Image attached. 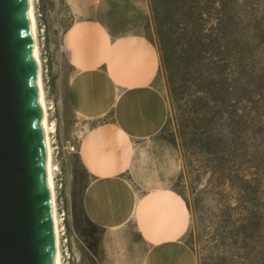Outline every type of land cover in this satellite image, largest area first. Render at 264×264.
I'll return each instance as SVG.
<instances>
[{"label": "trees", "instance_id": "trees-1", "mask_svg": "<svg viewBox=\"0 0 264 264\" xmlns=\"http://www.w3.org/2000/svg\"><path fill=\"white\" fill-rule=\"evenodd\" d=\"M250 3L147 0L144 38L157 52L174 116L160 137L183 162L174 186L194 220L185 244L196 264H264V11ZM74 158L70 214L95 264L102 231L84 211L90 179ZM194 166L198 177L210 176L211 204L177 189L184 167Z\"/></svg>", "mask_w": 264, "mask_h": 264}, {"label": "crops", "instance_id": "crops-1", "mask_svg": "<svg viewBox=\"0 0 264 264\" xmlns=\"http://www.w3.org/2000/svg\"><path fill=\"white\" fill-rule=\"evenodd\" d=\"M63 1L73 12L99 2ZM61 46L66 102L83 129L77 153L90 179L83 207L102 231L100 264H133L139 246L142 264H196L176 231L177 214L187 208L170 188L177 151L159 136L168 105L156 82L154 46L140 34L109 33L93 19L74 21Z\"/></svg>", "mask_w": 264, "mask_h": 264}, {"label": "water", "instance_id": "water-1", "mask_svg": "<svg viewBox=\"0 0 264 264\" xmlns=\"http://www.w3.org/2000/svg\"><path fill=\"white\" fill-rule=\"evenodd\" d=\"M0 264H54L25 0H0Z\"/></svg>", "mask_w": 264, "mask_h": 264}, {"label": "rangeland", "instance_id": "rangeland-1", "mask_svg": "<svg viewBox=\"0 0 264 264\" xmlns=\"http://www.w3.org/2000/svg\"><path fill=\"white\" fill-rule=\"evenodd\" d=\"M250 4L261 12L264 11V0H250ZM36 16L39 31V41L41 46V57L43 61L44 85L50 107V118L54 123V132L51 134L54 150V158L57 164L56 188L59 218L62 225V251L64 264H93L91 254L86 250L84 239L75 233L71 218V193L74 188L78 189L79 184H75L74 170L79 168L75 163L74 156L77 153L79 139L82 131L71 115L65 96V79L67 75V58L65 50L62 48L63 34L68 27L79 19H93L101 22L102 26L113 34L136 33L144 37V25L149 17L147 0H99L92 9H81L73 12L63 0H36ZM156 82L163 91L168 105V118H174L171 111L167 88L163 75L158 71ZM176 128L174 120L171 121L164 130L167 135ZM160 136V135H159ZM73 146V151H68ZM177 151V174L171 184V189L177 195V199L182 197L175 191V181L182 168V159ZM79 155V154H78ZM169 158V157H168ZM143 166V165H142ZM197 167H184L183 179L178 184L177 189L189 194L191 197L198 195L204 197L205 203L211 204L209 200L211 187H209L207 173L198 177ZM208 192V193H207ZM183 200V199H182ZM210 201V202H209ZM139 206V205H138ZM138 209V208H137ZM176 218V231L180 240L186 241L190 230L193 228L194 220L186 209L185 213L178 212ZM146 230L144 225H141ZM131 233H136L134 223L129 225ZM147 231V230H146ZM148 233V232H147ZM156 241H159L158 233L153 234ZM202 245H205L206 237L203 238ZM136 262L141 263L143 249L140 246ZM199 249L196 246V250ZM195 259L196 255L194 254ZM95 264H100L99 259L94 260ZM118 264H131L124 261Z\"/></svg>", "mask_w": 264, "mask_h": 264}, {"label": "bare ground", "instance_id": "bare-ground-1", "mask_svg": "<svg viewBox=\"0 0 264 264\" xmlns=\"http://www.w3.org/2000/svg\"><path fill=\"white\" fill-rule=\"evenodd\" d=\"M27 15L30 26V33L34 49V67L36 70L37 93L40 100L41 122L43 130V148L46 168V184L49 202L50 228L52 237V249L54 254V264H64L62 251V223L59 218L56 171L57 164L54 158L53 142L51 134L54 132V123L50 118V107L44 85L43 61L41 57V46L39 41V31L36 16V0H25ZM137 211V210H136ZM135 213V212H134ZM132 220V219H131Z\"/></svg>", "mask_w": 264, "mask_h": 264}, {"label": "built area", "instance_id": "built-area-1", "mask_svg": "<svg viewBox=\"0 0 264 264\" xmlns=\"http://www.w3.org/2000/svg\"><path fill=\"white\" fill-rule=\"evenodd\" d=\"M73 150H74V147L70 146L68 151H73Z\"/></svg>", "mask_w": 264, "mask_h": 264}]
</instances>
